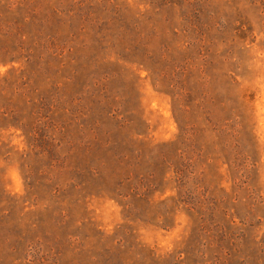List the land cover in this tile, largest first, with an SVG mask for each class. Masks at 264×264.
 <instances>
[{
  "label": "rangeland",
  "instance_id": "374dc122",
  "mask_svg": "<svg viewBox=\"0 0 264 264\" xmlns=\"http://www.w3.org/2000/svg\"><path fill=\"white\" fill-rule=\"evenodd\" d=\"M0 264H264V0H0Z\"/></svg>",
  "mask_w": 264,
  "mask_h": 264
}]
</instances>
